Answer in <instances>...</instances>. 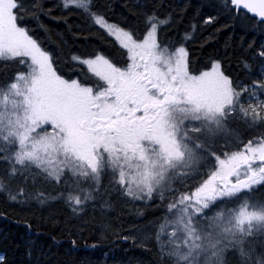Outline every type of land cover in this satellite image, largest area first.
Returning <instances> with one entry per match:
<instances>
[{
    "label": "snow or ice",
    "instance_id": "1",
    "mask_svg": "<svg viewBox=\"0 0 264 264\" xmlns=\"http://www.w3.org/2000/svg\"><path fill=\"white\" fill-rule=\"evenodd\" d=\"M56 7L79 21L84 49L46 46L29 25L51 12L41 0H0V193L63 204L81 221H64L73 245L86 209L115 197L157 213L121 237L154 251L153 264H264V0H212L200 20L262 35L241 37L235 74L225 58L194 67L198 25L179 31L171 11L137 2L116 19L104 0Z\"/></svg>",
    "mask_w": 264,
    "mask_h": 264
},
{
    "label": "trees",
    "instance_id": "2",
    "mask_svg": "<svg viewBox=\"0 0 264 264\" xmlns=\"http://www.w3.org/2000/svg\"><path fill=\"white\" fill-rule=\"evenodd\" d=\"M104 2L109 5L111 14L116 19L128 16L130 9L135 11L134 5L137 2L155 6L160 14L171 11L174 15L182 16V19L177 21L178 30L181 32L190 21L195 20L198 25L197 32L195 38L188 43L194 67L206 63L209 56L225 58L226 70L235 74L239 70V65L234 54L238 51L241 37L244 41L255 39L257 42L262 38L258 31L254 32L247 26L248 22L232 24L223 18L220 24L225 26L212 24L203 26L201 30L202 17L214 14L211 9L212 0H104ZM41 3L45 9L51 6L50 13L40 15L43 28L32 20H29V25L41 38L47 34L46 46L54 50L59 47L63 53L70 49H84V37L75 35V25L79 21L72 15L62 13L56 7L60 0H41ZM261 194L264 193H256ZM113 200L115 202L113 208L102 209L97 204L95 208L90 206L86 209L81 219L88 221V227L85 229L84 238L77 237L76 244L73 245L70 234L64 230V221L70 220L74 225L81 224V221L72 220L70 211L63 204L52 202L45 207H37L35 203L31 206H22L0 193V254L4 255L10 264H36L37 258L40 264H153L156 258L154 251L146 250L137 241L124 240L121 237L128 236L139 227L142 220V223H147L157 213L147 206L140 209L142 211L139 213H131L120 200L115 197ZM50 216L56 219L49 220ZM29 243L33 251L31 258L26 255V246Z\"/></svg>",
    "mask_w": 264,
    "mask_h": 264
},
{
    "label": "rangeland",
    "instance_id": "3",
    "mask_svg": "<svg viewBox=\"0 0 264 264\" xmlns=\"http://www.w3.org/2000/svg\"><path fill=\"white\" fill-rule=\"evenodd\" d=\"M121 203H123L124 205H126V208L127 209H129V212H131V213H139V211H142V210H140V209H143V208H145V206H147V207H149L147 204H143V205H140V204H132V203H125V202H123V201H121ZM139 208V211H137V209ZM143 221V220H142ZM142 221H141V223L139 224V226H142V225H144V223H146V222H144V223H142ZM133 231V230H132ZM132 235H139V233L137 232V229L135 230L134 229V231L131 233H129L128 234V236H132ZM137 242H139L138 240H137Z\"/></svg>",
    "mask_w": 264,
    "mask_h": 264
}]
</instances>
